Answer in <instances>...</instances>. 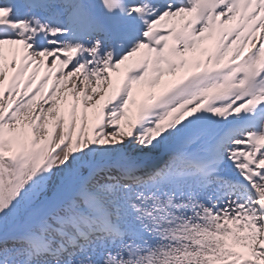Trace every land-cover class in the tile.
Listing matches in <instances>:
<instances>
[{"label":"snow or ice","instance_id":"snow-or-ice-1","mask_svg":"<svg viewBox=\"0 0 264 264\" xmlns=\"http://www.w3.org/2000/svg\"><path fill=\"white\" fill-rule=\"evenodd\" d=\"M0 264H264V0H0Z\"/></svg>","mask_w":264,"mask_h":264}]
</instances>
